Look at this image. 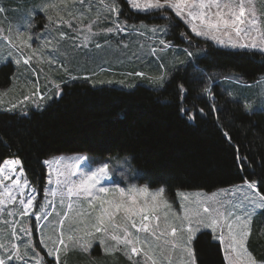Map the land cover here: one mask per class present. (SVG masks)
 Listing matches in <instances>:
<instances>
[{
    "label": "rangeland",
    "instance_id": "374dc122",
    "mask_svg": "<svg viewBox=\"0 0 264 264\" xmlns=\"http://www.w3.org/2000/svg\"><path fill=\"white\" fill-rule=\"evenodd\" d=\"M111 2L112 0H0V9H2L0 11V66L12 63L14 67L11 82L8 85L0 86V110L43 107L54 97L55 93L60 91V86L63 83L81 79H87L93 85L109 84L127 89L142 83L158 88L151 83V79L160 74L159 66L161 64L172 74L177 68L190 62L186 52H193L191 61L203 54V48L191 44L190 40L185 45L176 43V40L172 38L174 28L172 21L153 18L147 13L137 12L131 8L127 0L122 2L118 0V3L121 9L119 20L126 21L128 27L123 32L107 31L108 28L113 27L114 20L108 11ZM199 2L200 0H189L190 4ZM225 2L231 3L237 12L241 2L245 8L242 18L245 19L246 24L241 27L246 30L247 34L242 31L240 36H236L235 32L229 29L231 39L237 43H256L257 49L232 47L228 43L229 37L223 32L214 34L224 40V44H220L210 37L197 36L192 32L191 24L188 23L190 18L186 16L187 8L185 9V18L176 17L173 11H167V15L179 20L193 36L211 41L217 46L261 52L259 49L264 48V0H221L222 4ZM39 4H49L53 7L42 12L37 10ZM205 11L208 10L205 9ZM224 11L227 13V9ZM131 12L147 14L150 19H138ZM252 12H255L254 17L251 15ZM57 13L62 18L60 22L52 24L47 20L49 15L57 18ZM228 18H231L230 14H228ZM215 19V17H206L205 22ZM252 19L258 21L255 30L249 27ZM26 23H30L34 27L26 28ZM192 23L196 24L199 30H205L199 19ZM89 25H91V32L88 30ZM154 26H168L169 34L166 36L159 32L153 34L150 29ZM21 33L23 39L31 44V49L21 43ZM29 36L32 37L31 40L27 39ZM160 39L170 42L171 47H162L159 44ZM45 40L51 43L45 46ZM33 49L36 50L35 53H33ZM153 49L155 52L152 51ZM262 54L264 55V53ZM29 57L31 58L28 59ZM25 59H28L27 63L24 62ZM17 60L20 63H17ZM215 78V82L220 81L230 97L242 101L244 105L251 104L252 108L247 109L248 111H264V73L255 82H247L238 73H230L225 76L217 75ZM11 159L18 158H8L4 161ZM90 160L107 162L112 179L120 187H127V183H135L138 186L145 185L139 179H129L127 183L122 181V177L118 174L120 172H123L125 176L131 173L139 177V173L132 168L131 160L127 156L94 159L84 152H65L52 155L43 162L47 170V179L41 193L30 183L24 169L23 176L19 175V169H17L13 178H20L22 184L27 181L22 192L11 188V180L5 179L4 184H0V192L8 187L16 197L11 202L6 197H0L4 199V203L0 204V245L8 247L15 245L17 251L24 256V260L12 262L34 264L35 261V264H39L40 259L44 260L45 255L47 256L48 248L53 247L61 249L60 264L66 263L64 256H72L71 261L84 258L79 260V263L85 261V264H88L94 260L92 257H97L99 253H101L100 256H109L110 260H116L123 256L129 264H136V261L141 260L143 253L140 256H130V249L114 246V242L110 239H106V243H101L98 239L93 238L92 246L87 251L74 241L67 239L69 235L79 237L81 233L77 229H83L86 224L92 223L96 213L100 210L99 204L95 209L90 208L87 198L83 194L77 196L68 193V188L73 181H79L81 173L86 170V161ZM46 161L50 163L46 164ZM0 167H3V163ZM8 176H13V174L6 170L0 179ZM57 176L61 181L59 184L56 183ZM102 184L111 186L107 181ZM242 185H244V181L210 191L178 190L174 197L168 196L165 190V198L169 207L158 213L160 215V228L157 231L159 239L151 237L150 234H140L141 240L146 236L151 240L150 255L156 259L157 264H186L187 252L183 245L186 234L179 232V227L185 220L186 214L193 217L198 214L200 219L207 221L209 217L203 209L208 207L212 210L223 205L221 210L224 211L225 216L228 215V211L234 215H242L244 209L241 204L248 203L243 199L246 190L241 187ZM33 188L36 190V199L33 206L27 212H23L20 200H26ZM159 188L149 186V189L153 191ZM247 194L254 195L250 191ZM260 194L263 195L261 192ZM69 204L72 205L71 209L68 208ZM165 212H167V217L164 215ZM66 213L67 215H65ZM61 220H63V224L60 223ZM166 221L173 227H177L178 232L175 237L170 234V228L166 227ZM114 222L123 223L122 213H117ZM228 222V220L222 219L215 229H202L196 234L191 243L196 264H207L199 259L196 247V242L202 233H207L209 240L217 243L219 247L221 262L212 264H247L246 257L237 258L235 253L228 249L230 242ZM153 223L156 222L153 221ZM25 230H27V234ZM129 231L133 232L135 236L134 229L129 227ZM60 232L64 233L63 237H60ZM160 232L168 234L161 236ZM115 234L123 235L122 230H116ZM221 234H223L224 240L217 238ZM253 236L261 238L260 241L264 242V209H257L254 213L251 234L245 245L247 252L251 254V258L256 264H264V260L257 259L251 251L250 240ZM29 238L34 246V252L38 253L36 257H34L33 250L25 248V243ZM61 238L65 241L63 245L59 244ZM41 239L48 245V248H45L44 243H41ZM173 242L177 244L176 248L172 247ZM140 246L144 247L145 251L149 250L147 244ZM106 247L110 250L105 251ZM94 249L98 251L93 252ZM78 256L81 257L78 258ZM49 258L54 259V257ZM101 259H97L99 264H103L100 262ZM43 264H45L44 261ZM147 264H151V261L149 260Z\"/></svg>",
    "mask_w": 264,
    "mask_h": 264
},
{
    "label": "trees",
    "instance_id": "16d2710c",
    "mask_svg": "<svg viewBox=\"0 0 264 264\" xmlns=\"http://www.w3.org/2000/svg\"><path fill=\"white\" fill-rule=\"evenodd\" d=\"M133 16L150 19L147 14ZM172 18L176 43L185 45L190 40L203 48V54L177 68L162 88L142 83L127 89L81 79L63 83L43 107L0 110V165L5 159L18 158L40 193L47 179L45 159L84 152L94 159L129 157L141 183L163 186L170 197L178 190L210 191L245 179L257 181L264 195L259 183L264 179V111H248L242 101L228 95L220 81L215 82L217 75L230 73L255 82L264 73V55L217 46L193 36ZM193 64L199 68L195 74ZM13 72L12 63L0 66V86L11 82ZM194 75L199 79L194 80ZM179 84L187 89L183 98ZM209 87L211 92L205 94L202 89ZM182 108L190 111L182 112ZM240 157L247 158L243 169ZM260 240L253 236L250 248L257 259L264 260ZM196 247L203 263L221 262L219 247L207 233L200 234ZM100 254L88 264H99L100 258L103 264H129L123 256L110 260ZM65 257L64 264H80L84 259ZM43 261L56 264L48 255Z\"/></svg>",
    "mask_w": 264,
    "mask_h": 264
},
{
    "label": "snow or ice",
    "instance_id": "6c2138e0",
    "mask_svg": "<svg viewBox=\"0 0 264 264\" xmlns=\"http://www.w3.org/2000/svg\"><path fill=\"white\" fill-rule=\"evenodd\" d=\"M131 8L137 12L147 13L153 18H162L167 19L170 22L172 17L167 15V11H173L176 17L185 18V9L187 8L186 16L188 23L191 24V30L197 36L210 37V39L217 41L220 44H224L225 41L220 39L219 36L215 35V32H223L224 35L229 37L228 43L232 47L239 48H252L257 49L258 45L256 43L246 44V43H237L231 39V32L228 31L231 29L235 32L236 36H240L242 31V25L246 24L244 16L245 8L243 2L238 5V12L233 8L231 3L225 2L221 3V0H200L198 4H190L189 0H127ZM50 7H53L49 4H39L37 5V10L46 12ZM195 8V10H192ZM207 9L208 11H205ZM215 9V10H213ZM224 9H227L225 13ZM2 11V9H0ZM109 13L114 17L113 27L108 28L109 32H123L128 27L126 21H120V5L118 0H112L108 7ZM228 14L231 15V18H228ZM251 15L254 17L255 12H252ZM206 17H215L214 21L208 20L205 22ZM199 19L204 25L205 30H199L196 24L192 23ZM47 20L52 24L60 22L62 20L57 13V18L49 15ZM258 21L252 19L250 21L249 27L253 30L257 28ZM26 28L34 27L30 23L25 24ZM147 29V26H145ZM89 32H91V25H89ZM153 34L161 33L163 35L169 34L168 26H154L150 29ZM21 43L26 44V46L31 49V44L27 43L23 39V34L21 33ZM87 38V37H86ZM31 40L32 37L27 38ZM45 46H48L51 42L45 40ZM159 44L162 47H171L170 42L163 39L159 40ZM99 47V45H97ZM264 53V48L259 49ZM33 53L36 52L35 49L32 50ZM155 52V49L152 50ZM186 56L191 61L193 60V52H186ZM29 57L28 59H30ZM28 59H25V63L28 62ZM20 63L19 60L16 61ZM160 74L151 79V83L156 85L158 88H162L165 83L169 82L171 79V74L165 69L164 65L160 66ZM199 71L198 65L193 64V73ZM143 75V74H140ZM199 79L194 75V80ZM179 92L181 93V98L183 95L187 94V89L184 88L182 84L177 85ZM202 91L207 94L211 92L210 87L204 88ZM246 109H251V104H245ZM213 110L215 106L213 105ZM181 111H190L181 109ZM199 112H203L202 109H197ZM192 118V117H190ZM238 160L243 161L239 164V167L243 169L244 164L247 163L246 157H240ZM3 167H0V176H3L5 171H9L13 176L4 177L0 179V184H4V180H11V188L18 191L23 190L24 186L27 184V181L21 183L20 178H13L17 169H19V175L23 176V168L21 162L18 159H11L4 161ZM50 163L48 161L45 162ZM85 171L81 173V178L78 182L73 181L71 186L68 188L69 195H81L83 194L87 198V203L90 208L95 209L96 205L99 204L100 210L96 213L93 222L86 224L83 229H77L81 233L79 237L74 235H69L67 239L69 241H74L77 245L82 247L85 251L92 246L91 241L93 238L98 239L101 243H106V239H110L114 242V246H122L123 248L130 249V256H140L143 253L141 260L136 261V264H147L150 260L151 264H157L156 259L150 255L151 252V240L145 237L141 240L140 234H150L151 237L159 239L157 231L160 228V215L158 213L162 209L169 207L168 201L165 198V188L160 187L156 190H150L147 184L138 186L135 183H127L129 179L136 180L140 177L129 173L128 176H125L123 172L118 173L122 177V181L127 183V187H120L119 184L112 179V173L109 170V164L107 162H100L95 160L86 161ZM107 181L111 186H104L102 182ZM51 182V181H50ZM61 181L59 176H57L56 183L59 184ZM261 186H264V179L260 182ZM246 190V194L243 199L247 201V204H241V207L244 209L242 215H234L231 211H228V215L225 216L224 211L221 209L223 205L217 206L215 209L210 210L208 207L203 209L204 213L208 214L207 221L200 219L198 214L195 217L188 216L186 214L185 220L179 227V232L181 234H186V239L183 240L184 249L187 252L186 264H196L195 254L191 248L192 240L195 238L196 234L202 229H215L218 226L220 220H228L227 228L229 233V243L228 249L235 253L237 258L246 257L247 264H256V262L251 258V254L247 252L245 247L247 240L251 234V222L252 217L257 209H264V195L260 194L258 188V182L248 181L245 179L244 185H242ZM239 190V189H238ZM250 191L254 195H248L247 192ZM55 195V193H53ZM0 197H6L9 202L14 201L16 197L12 194L8 187H5L3 192H0ZM36 199V190L33 188L32 193L28 195L25 199L20 200V204L23 205V212H27L29 208L33 206V202ZM4 203V199L0 198V204ZM72 205L69 204L68 208L71 209ZM117 213H122L123 223H115L114 217ZM23 214V213H22ZM67 215V213L65 214ZM167 217V212L164 213ZM138 218V219H137ZM155 221L156 223H153ZM63 224V220L60 221ZM129 227L135 230V236L133 232L129 231ZM166 227L170 228V234L175 237L177 235V227H173L171 224H168L166 221ZM116 230H122L123 235L115 234ZM27 234V230H25ZM99 234V236H97ZM166 232H160V235H166ZM64 233L60 232V237H63ZM220 240H224L223 234L217 237ZM41 243H44L45 248H48V245L41 239ZM65 243L64 239L59 240V244L63 245ZM147 244L149 245V250L145 251L144 247L140 245ZM172 247L176 248L177 244L172 243ZM26 249L33 250L34 257L38 256V253L34 252V246L31 239L25 243ZM60 247L48 248L47 255L49 257H54L56 264H60ZM108 247L105 248V251H109ZM24 256L17 251V246L12 245L8 247L6 245H0V264H10L12 261H22ZM35 264V261H34ZM39 264H43V260L40 259Z\"/></svg>",
    "mask_w": 264,
    "mask_h": 264
}]
</instances>
